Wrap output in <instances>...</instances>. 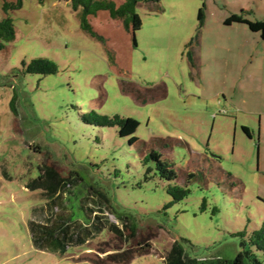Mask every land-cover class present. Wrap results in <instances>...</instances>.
<instances>
[{"label":"rangeland","instance_id":"1","mask_svg":"<svg viewBox=\"0 0 264 264\" xmlns=\"http://www.w3.org/2000/svg\"><path fill=\"white\" fill-rule=\"evenodd\" d=\"M14 1L0 0V20L4 3ZM138 12L137 48L107 12L89 18L106 44L82 30L81 10L63 0H24L9 13L16 39L0 52V264H165L176 241L194 258L233 259L238 233L264 221V40L247 25L225 23L233 14L264 20V0H160ZM191 40L195 67L186 56ZM36 58L58 63V74L15 70ZM121 77L139 87L164 83L168 95L141 104L122 93ZM91 110L138 120L140 141L130 145L116 129L83 125L79 113ZM152 150L175 164L177 184L191 191L171 208L166 182L144 178L141 159ZM40 167L80 177L69 198L73 218L84 215L81 200L93 190L111 223L128 216L136 229H107L64 255L35 247L29 223L44 191L28 185L43 175Z\"/></svg>","mask_w":264,"mask_h":264},{"label":"trees","instance_id":"2","mask_svg":"<svg viewBox=\"0 0 264 264\" xmlns=\"http://www.w3.org/2000/svg\"><path fill=\"white\" fill-rule=\"evenodd\" d=\"M43 4L44 0H35ZM71 4L74 11L81 10V28L92 38L106 44L105 37L98 34L94 27L90 24L89 18L95 17L99 12H107L111 19L122 22L123 28L132 34L133 47H138L136 33L143 27V20L138 12V8L150 4H159L160 0H120L118 5L113 0H63ZM24 0H15L14 2H5L3 10L7 15L0 20V52L6 49L7 44L12 43L16 39V28L14 20L9 16L10 12L18 11L23 8ZM206 4L198 10V32L204 27L206 15ZM226 25L234 23L247 25L249 30L259 33L261 39L264 40V20L251 21L242 14H233L225 22ZM197 39V36H196ZM192 40L186 45V56L191 66L195 67L194 54L191 51ZM108 61L111 66L116 65L115 56L108 52ZM20 75L34 76H50L59 72V64L48 58H36L29 63L23 61L21 68L15 69ZM131 80L121 77L119 84L122 93L133 96L141 104L155 102L158 99L166 98L168 95L167 87L164 83L158 85H148L147 87H139L133 84ZM16 95L11 101V110L14 115L16 110ZM78 109L77 107H75ZM81 123L92 129H116L118 136L122 139H129L130 145L137 144L140 139L137 137V131L140 122L131 117H122L120 115H104L95 110L87 113H79ZM245 135L253 139L252 132L247 127H242ZM141 164L147 166L145 172V180L148 181L154 177L166 182L167 194L171 197L166 208L182 202L191 194L188 185H178L179 174L175 169V164L165 158L162 153L152 150L143 159ZM44 170L43 175L40 174L37 180L29 183L32 190H43V204L35 207L32 211V220L29 223V230L35 247L51 253L64 255L69 247L82 246L96 234L109 229L122 235L123 231L120 226H129L131 230L136 229L135 221L127 217L118 218L119 225L110 222L109 216L112 215L109 206L105 205L103 200L93 192L89 191L81 200L79 209L84 215L72 217L71 203L69 198L76 197L74 189L80 183V177L71 174L68 179L61 178L55 171L48 168L40 167V172ZM196 174H192L188 179H193ZM227 178L231 179V174H227ZM190 181V180H189ZM207 199L202 202L201 211L207 209ZM219 213V208L214 207L212 215ZM129 223V224H128ZM242 238L240 246L241 250L233 259H199L189 256L186 253L184 243L176 241L165 258V264H264V221L260 226L255 227L251 232L244 230L238 233ZM185 241V239H183Z\"/></svg>","mask_w":264,"mask_h":264}]
</instances>
